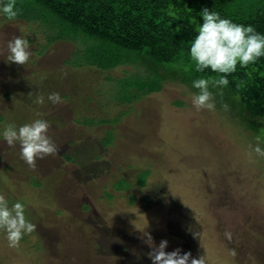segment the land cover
I'll return each instance as SVG.
<instances>
[{
    "label": "rangeland",
    "instance_id": "rangeland-1",
    "mask_svg": "<svg viewBox=\"0 0 264 264\" xmlns=\"http://www.w3.org/2000/svg\"><path fill=\"white\" fill-rule=\"evenodd\" d=\"M29 10L0 17V130L46 119L58 152L31 168L19 145L0 139V192L25 202L36 224L16 249L0 233V264H151L146 225L154 244L168 241L165 251L264 264V157L249 154L255 137L264 140L263 121L250 129L255 119L235 110L196 111L178 81L141 95V67L96 63L84 38L58 36L50 19L25 18ZM20 35L32 53L24 65L6 60ZM51 92L62 102H48Z\"/></svg>",
    "mask_w": 264,
    "mask_h": 264
},
{
    "label": "trees",
    "instance_id": "trees-1",
    "mask_svg": "<svg viewBox=\"0 0 264 264\" xmlns=\"http://www.w3.org/2000/svg\"><path fill=\"white\" fill-rule=\"evenodd\" d=\"M16 7L22 12L30 9L23 14L25 18L50 19L52 23L45 25L56 27L58 36L69 32L73 38H84L96 63L112 64L117 59L116 63L141 67L148 79L134 83L141 95L160 90L166 81H178L195 92L193 79L217 75L209 69L195 72L188 51L197 34V25L191 21L202 23L199 12L204 8L236 23L253 25L264 34V0H16ZM47 36L50 40L51 35ZM98 51L103 55H97ZM228 79L223 96H215L216 106L226 103L243 120L245 116L255 119H250V129L257 119L264 123V57L243 69L237 65ZM122 96L130 100L135 92Z\"/></svg>",
    "mask_w": 264,
    "mask_h": 264
},
{
    "label": "clouds",
    "instance_id": "clouds-1",
    "mask_svg": "<svg viewBox=\"0 0 264 264\" xmlns=\"http://www.w3.org/2000/svg\"><path fill=\"white\" fill-rule=\"evenodd\" d=\"M20 13L16 7V0H0V17L12 21ZM202 23H197L195 18L191 21L196 24L194 31L197 33L189 45V55L194 62V70L204 73L205 69L216 73L213 76H198L191 81V88L197 91L190 92L191 105L196 111H216L215 96H223V90L229 86V75L237 71V65L241 69L255 64L259 58L264 57V34L257 32L253 25H245L221 17L220 13L202 9L199 12ZM24 36H13L7 42V62L24 65L32 55L30 42ZM239 87V85L237 86ZM213 90H215V95ZM47 101L53 105L62 102L58 92L47 95ZM35 103L43 105L44 95L36 96ZM221 107L227 111L228 105ZM40 117L42 114L37 113ZM49 121L36 118L30 122L17 126L14 123L5 124L0 130V139L9 147L19 145L20 158L31 168L36 167V160L45 156L57 154L58 148L48 135ZM264 140L260 136L255 137V143L249 144L250 153L258 157H264ZM26 203L22 200L10 202L6 194L0 192V233L7 242V247L16 249L21 240L32 234L36 224L26 218ZM142 231L143 242L149 247L147 253L151 264H207L205 255L193 257L189 251H181L176 248L165 251L168 241L161 240L154 244L151 234ZM226 240L231 241V232H225ZM232 256H236V250H230Z\"/></svg>",
    "mask_w": 264,
    "mask_h": 264
}]
</instances>
